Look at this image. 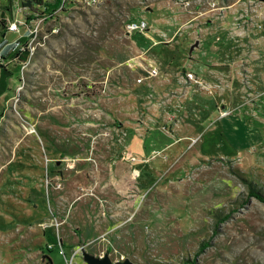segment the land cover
<instances>
[{"label": "rangeland", "instance_id": "1", "mask_svg": "<svg viewBox=\"0 0 264 264\" xmlns=\"http://www.w3.org/2000/svg\"><path fill=\"white\" fill-rule=\"evenodd\" d=\"M54 1L0 0V264H88L83 248L113 262L264 264V201L252 195L264 193V63L251 66L264 60V1L242 0L225 21L227 0ZM176 13L185 27L173 35ZM28 16L42 21L25 57L30 31L9 24ZM142 18L153 27L129 35ZM151 63L160 71L147 77ZM140 77L149 101L166 96L165 136L185 140L151 160L129 155L142 167L121 184L113 125L135 110L108 107ZM141 134L144 149L156 143Z\"/></svg>", "mask_w": 264, "mask_h": 264}, {"label": "crops", "instance_id": "2", "mask_svg": "<svg viewBox=\"0 0 264 264\" xmlns=\"http://www.w3.org/2000/svg\"><path fill=\"white\" fill-rule=\"evenodd\" d=\"M212 1H220V0H210V2ZM228 4L230 5V7L226 10H224V12H217V15L215 16V18L219 21L221 18L225 20L227 19H233L235 18V16L233 15L236 14L237 12L240 11V14H242L243 9L240 8V4L242 2V0H227ZM177 2L175 0H170L169 1V5L172 8H176V4ZM212 5V3H211ZM238 8L240 10H238ZM222 13V15H218ZM182 15V13H181ZM181 15H178L177 13L175 15H173L171 18H169L167 22V26L169 27L170 31H174L173 35L177 34L178 32H180V28L181 27H185L182 26V17ZM210 15V14H208ZM263 16L264 13L260 10L258 11V13L255 14V16ZM240 17V16H239ZM137 21V20H134ZM153 24V23H152ZM198 24V25H197ZM200 23H198L197 21L193 22V26H191L192 28L195 27L196 30H198ZM201 28L198 30V32H201V29H210L208 27L209 24H202L201 23ZM197 26V27H196ZM224 28V27H223ZM24 29V28H23ZM187 29V28H186ZM191 28H188V30ZM22 33L25 34V31H23ZM159 33V32H157ZM192 33H195V31H192ZM129 34V33H128ZM190 34V31H189ZM130 35V34H129ZM160 35V34H159ZM20 37V35L18 36V38ZM199 40H201L200 38H198ZM161 41V39H158V43ZM152 45H149L147 47H142V48H150ZM200 46V44H199ZM198 46V47H199ZM196 48L194 49L193 53L195 52ZM192 53V54H193ZM255 62L251 65L254 67V70L256 71V69L260 68V65L262 63H264L263 59H258V58H254ZM189 71H193V72H197L194 71L193 69H190ZM163 72H165L163 70ZM147 77H150L149 75ZM210 77H215V73H210ZM263 77V76H262ZM180 79V77H178ZM210 78V79H213ZM178 79V82H179ZM149 82H164L162 81V79L159 78H151L150 80H147ZM144 82L138 83L134 86V91H132L131 95H126L125 93H123L122 91H119V96L120 98L117 101H114L111 103V105L108 107V110L111 112V115L115 114V110L119 107L120 111L121 108L125 111V113H128V110H135V116L134 118H130V119H125L124 121H119L121 119L120 116H117L116 122L113 125V131L114 134L111 138V154L113 157L117 158V164L116 166L113 167L112 165V169H114V171H110V174H112L113 172V177L115 178V176L118 178V180L120 179L121 184H123L122 182H125L126 179H131L132 177H135L132 173V169H134L135 167H138L141 169V164L143 163V161H138L140 162V164H132V162L130 160H128L129 155H133L134 153L143 156L142 152L143 150L146 152L147 157H149V159L151 160V157H153V159L157 156L158 152L163 150V151H170L173 148L176 147L177 144H179L182 140H185L184 136L182 137L181 135L178 137L177 135L178 133V126L176 125H172L169 128H171V130L174 131L175 135L178 137V141H174V136H165V133L163 132V130L161 129L162 126L165 125H160V122L158 120H155V118H162L163 116V112L161 111V109L164 107L165 105V101L166 96L164 98L161 97V95H159L160 97H156V99H154V101H149V98H147L146 93H144V90H141L142 88V84H144ZM261 90H264V82H262V84H258ZM179 87V83L175 84L174 87H169V88H165L164 86V92L163 95H165L166 93H168V90H172L170 88H178ZM172 92V91H171ZM203 93V92H201ZM160 94V93H158ZM195 96V94L193 95V97ZM217 96V95H216ZM188 97V98H186ZM180 96L178 95H174L171 97V101L174 102V106H178L180 103ZM186 98V99H185ZM190 98V96H184V102H186L188 99ZM157 114V115H156ZM146 115V116H145ZM171 115H173L174 117L176 116V113H171ZM140 116V118H138ZM168 117V116H167ZM135 120V121H134ZM175 120V118H174ZM149 128L151 129V131H153L154 133H156L157 135H155L156 139V143H153V141H150V143H148L147 141H145V143L148 145L146 149L143 148V136H142V132H143V128ZM125 128H129V129H134L133 132V136L132 139L130 137V133L128 132V134L126 135V137H123V131ZM162 136V140H159V136ZM173 154L176 153V150L172 151ZM144 157V156H143ZM116 179V178H115ZM119 181V183H120ZM126 184V183H125ZM122 188H125V191H128V186H123ZM118 193V192H117ZM135 194V193H134ZM94 231H98L97 228H95Z\"/></svg>", "mask_w": 264, "mask_h": 264}, {"label": "built area", "instance_id": "3", "mask_svg": "<svg viewBox=\"0 0 264 264\" xmlns=\"http://www.w3.org/2000/svg\"><path fill=\"white\" fill-rule=\"evenodd\" d=\"M65 1L66 0H61L59 6H61L62 3H64ZM175 1L176 2L184 3L185 5H188L190 3L188 0H175ZM32 17L33 16H28V18L25 21H22V20H19V19H15L14 21H12L9 24V29L10 30H13V31H21L22 27L25 26L28 29L27 31L28 32L30 31L31 37L29 38L30 35L27 34L28 35L27 41H25L27 43H26V45H22L23 43L21 44V50H20L21 52H24L26 50L27 51L30 50L29 44H31L32 41H33V39L36 37L37 32H38V27L37 26H39V23L42 21V20H40L37 17H33V18ZM30 21H33L32 24H29ZM152 27H153V25H150L145 18H142V19L137 20V21H130V22H128L127 23V32L130 33V34L134 30H139V31L143 32L146 29H150ZM25 34L24 33H21L22 36H25ZM29 54H30V51H29ZM150 66H151V69H150V71H148L149 76H153V75L157 76L158 73H159V71H160L158 65L156 63H151ZM142 79H143V77H140L138 79V81L141 82ZM62 251L64 252V249L63 248H62Z\"/></svg>", "mask_w": 264, "mask_h": 264}, {"label": "water", "instance_id": "4", "mask_svg": "<svg viewBox=\"0 0 264 264\" xmlns=\"http://www.w3.org/2000/svg\"><path fill=\"white\" fill-rule=\"evenodd\" d=\"M264 1V0H263ZM200 44V40L196 39V41L192 44L189 54H192L194 49L197 48ZM83 257L88 264H138L131 259L127 258L124 261L113 262L109 252H106L104 256H97L85 248H83Z\"/></svg>", "mask_w": 264, "mask_h": 264}, {"label": "trees", "instance_id": "5", "mask_svg": "<svg viewBox=\"0 0 264 264\" xmlns=\"http://www.w3.org/2000/svg\"><path fill=\"white\" fill-rule=\"evenodd\" d=\"M25 2L28 3V4L33 3V4H36V5H41V4L43 3V0H22L21 3H25ZM60 2H61V0H55V1H54V3H55L54 6L58 7V6L60 5ZM51 4H52V3H51ZM51 4H49L50 6H49V5H48V6L51 7ZM23 41H24V40H23ZM23 41H22V42H23ZM19 51H20V50H19ZM23 53H25L24 56L26 57V56H28V53H29V52H28V51H26V52L24 51ZM252 192H253L252 195L257 196L259 199H261L262 201H264V193L260 192L259 190H258V191H257V190L254 191V190H253Z\"/></svg>", "mask_w": 264, "mask_h": 264}]
</instances>
